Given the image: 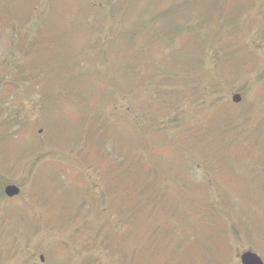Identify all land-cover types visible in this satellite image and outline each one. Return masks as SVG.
Listing matches in <instances>:
<instances>
[{"label":"rangeland","instance_id":"374dc122","mask_svg":"<svg viewBox=\"0 0 264 264\" xmlns=\"http://www.w3.org/2000/svg\"><path fill=\"white\" fill-rule=\"evenodd\" d=\"M24 1V0H23ZM31 4L37 5L39 0H28ZM97 3V0H92ZM103 1V0H102ZM101 0L99 3L102 2ZM106 1V0H104ZM134 0H117L113 9V13H117L115 10L121 5L128 3V10H124V18L130 13H134L136 8L132 4ZM147 1L142 6H139L140 15L145 16L149 22L147 28L154 30L150 27L153 24V20L157 18L159 14H171L174 11H170L172 8L167 10H157L150 7V2ZM175 1V5L180 3V0H168ZM191 0H181L180 6H187ZM0 15L4 16L10 11V8H20L22 6L21 0H0ZM193 4L198 3L200 7L202 1H192ZM44 4V1L42 2ZM155 5L162 7L166 5V0L156 1ZM35 10L41 12L38 7ZM173 6V7H174ZM261 8V4L259 6ZM250 14L257 16L256 11L252 9ZM39 15V14H38ZM214 13L210 8L209 4L206 3L204 11L202 13H194L193 17H198V19H204L209 25H213L215 20L213 17ZM250 17V16H249ZM247 15L243 19H249ZM254 17V16H253ZM141 17L138 16L137 22L142 23ZM176 20V19H175ZM241 18H237L234 15L231 18V23L240 21ZM256 19L252 23V30L250 32V39L256 40V34L258 31L262 30V24ZM34 23V21H32ZM5 24V23H1ZM87 24V21L80 18L75 25ZM126 24L130 26L131 20L126 19ZM17 25L21 26L19 22ZM49 28L53 25H48ZM159 26V28H158ZM111 21L107 23L102 20L101 24L94 27L96 32L98 44H102L103 41L100 37H105L106 33L111 30ZM156 31L158 34L157 39H153L147 35L150 45L154 49V58L157 59L159 63L171 61L175 68L173 71L172 79L161 78L155 81V88L159 89L160 96L162 99H168V104L166 101L160 102L159 108L156 110V114L161 121V125L166 127V133L168 135L176 132L181 126H185V121L182 118V113L184 117L188 112V117L192 122L196 123L201 117L208 116L204 123L207 126L204 130H211L213 133L219 128L222 130L231 129L226 132H222V137L226 140H218V143L213 140L201 139L197 142L198 149H195V156L193 158L190 156L189 161L185 162L187 169L184 170L183 166L172 167L170 169L172 157L171 151L162 138L155 141V148L152 152V162L151 166L154 170L147 171L145 177L160 175L163 177V181L171 183L176 179L175 175L181 174L182 179L176 180L177 182L185 186V191H187L191 196L200 198L202 201L205 198L203 195V187L201 183H204L210 191V200L213 201V206L209 214V221L203 223L200 226L199 222V211L203 207H207L208 204H200L201 206L196 209L189 219H186L187 212L184 211V217L181 219L176 217L174 213V202H180V196L175 194V189L167 191V194H159L155 206L145 210L144 214L140 218H131L130 227H123L121 220L124 219V214L122 212V204H115L112 206L109 203L107 197V202L104 199H98L97 206L94 202L86 201L85 205H82L81 200L78 201V195L75 191L83 192L87 190L88 187L95 188L96 194L100 192V188L104 185L103 177H106V173L102 168L106 167L108 164L107 156H114V151L111 150L110 145L114 142L125 143V151L135 148L138 143L134 141V138L130 135L131 128L128 119L122 114L125 113L128 116V109L132 110L136 107V104L132 103L130 98V92L134 89H142L141 83L138 80H134L132 73L117 72L111 67L113 64L117 63L115 58H122L126 60L131 67L138 64L135 56L133 55L134 39L131 40L127 35H124L118 44L114 45L105 44V46L100 49L104 50L108 48L111 58L106 64L105 68L111 71L105 80L99 81L96 77H93L98 85L105 88V95L102 107L105 111L111 110L113 119L116 121L113 123V130L109 133L110 138H107L106 134L99 133L97 129L90 125L86 130L85 122L80 123L75 114L67 115L60 118L59 122L54 118V114L57 107L58 97H56L58 91L63 93H68L69 88L74 86L82 85L83 89L90 85V81H87L84 77L80 76L81 73L78 71L74 76H77L72 81L63 82H53L45 88V92L50 95V97L43 101L41 110L39 111V105L36 104L34 99L25 98L24 106L19 105L21 109L26 111H32L25 121H30L33 123L28 131H25L19 142V145L12 150L15 154L19 146L23 145L25 147V154L30 153V148L28 141L30 136L34 134L35 126L37 127L36 138H41L39 141V146H42V152H37L46 157H53L55 162L61 163L62 167L74 168L77 172L81 171V176L86 180V185L84 189H80L77 185L66 186L62 189H57L56 177L50 175L48 170L51 164L54 162H45L44 171H40L37 168L36 156H31L26 160L19 162L18 170L17 167H10L12 171L10 173V181L21 186V196L16 201H8L4 197L0 199V215L3 209L17 208L18 204L23 205L24 208L28 207L26 210V222L22 224L15 225L14 220L6 219V224L1 225V220L5 216H0V253L3 258L0 264H44L40 261L39 256L44 254H49L52 257L53 262L61 259L55 264H199V257L196 251V246L191 242V235L189 230L194 231V227H200V235L198 236V242L202 245L203 250L200 253L201 258L205 259L211 256L213 259L212 264H240L239 255L240 252L251 249L254 245L258 253L264 258V237L262 235V228L264 230V215L262 210H259V218H255L253 215L256 211V205L263 209V198L262 193L253 187L252 181L249 178L247 172L252 164H248L255 158V150L247 148V144H256L258 142L264 143V78L262 79L261 72H264V52L260 51L255 47V56L261 58L259 66L257 62L253 68V71L249 74L240 76L241 79L234 83V76L230 71L221 69V74H218L221 81L227 80V84L221 87L217 92V98H214V93H198L192 95L190 92L196 91L194 83L191 81L196 79L190 76V80L186 82L188 77V71L184 63V58L180 57V53H185L183 49L182 41L186 34H177L173 37L172 43L168 45L165 42V34L169 31L174 33V30L170 28L168 21L164 16H159V21L156 23ZM32 24H27L23 28L19 29L21 34L14 32L10 29L7 31V35H11L13 39H8V45L3 39L5 37V31L0 28V116L5 109L9 107L8 117L9 121L12 122L13 111L15 105L12 102H17V93L27 94L30 93L29 89H12L9 92L5 82L7 81V76L9 72L13 71V67L8 68L9 61H13L12 54L18 53L20 56L18 59L24 56L23 44L29 42L33 37L37 39L36 34L32 31ZM75 27L69 28V38L71 34L75 32ZM135 29V27L130 30ZM30 36L24 37V32H30ZM45 38L49 36V31L44 35ZM237 36V33L230 32V39ZM110 38V37H109ZM38 40V39H37ZM109 40V39H108ZM127 43L130 45H127ZM142 45L138 41L135 45L136 51L139 49L137 46ZM198 43L195 39L190 40V50L195 52L199 50ZM38 46H42L40 40H38ZM72 60L69 63V67H74L76 61L81 60L82 64L90 65L93 62L92 46L84 48L80 53L71 52ZM140 55L147 63L148 66H152L153 61L148 58L143 51H140ZM12 57V58H11ZM15 59V58H14ZM106 59H104L105 61ZM141 60V59H140ZM103 61V63H104ZM7 63V64H5ZM209 68H212V62L207 64ZM236 67L239 69L241 65L237 63ZM145 70V77L143 78V83L149 85L151 80L150 70L148 67H143ZM213 70V68L211 69ZM55 76V74H53ZM73 77V76H72ZM141 77V76H140ZM57 78V77H56ZM61 79V78H58ZM111 79L112 81H108ZM224 79V80H223ZM132 80V82H131ZM43 87L44 85L41 84ZM91 86L94 88V83ZM8 90V91H7ZM205 90V89H204ZM147 94L152 98L154 92L149 89H144ZM211 91V90H210ZM15 93V98H11L7 93ZM112 92L122 93L127 99V102L114 101L112 98H108L107 95ZM240 93L243 96L241 102L242 106H237L231 101V95L233 93ZM88 94H93L92 92H87ZM6 98L3 101V97ZM144 100L145 96H141ZM201 99H204L201 100ZM197 102H195V101ZM11 103V104H10ZM216 104V105H214ZM213 107L214 114H199L197 111L192 109H198L200 112H207L210 107ZM35 107V108H34ZM206 108V111L203 109ZM245 108L247 111L245 112ZM178 110V111H175ZM212 110V109H211ZM12 112V114H10ZM236 117H234V114ZM245 112V113H244ZM87 113H89L87 111ZM87 116V114L85 115ZM93 116V115H92ZM120 116L119 119H117ZM187 119V117H186ZM143 125V122H139ZM245 123L246 125H243ZM191 124V123H190ZM188 124V125H190ZM239 125L238 131L246 130L247 133L244 135V142L240 143L234 141L230 138L228 134H233L236 125ZM159 126V127H160ZM2 126H0V129ZM40 128L41 133L38 132ZM200 137H203L204 131H194ZM192 132L184 133L183 136L186 137ZM4 133H0V138ZM39 135H42L39 137ZM203 138H214V134L207 132V136ZM162 143V144H160ZM237 146L241 148L238 152ZM263 146V145H262ZM99 147V153L96 154L95 151ZM182 150L186 149L180 145ZM209 151L217 152V158L214 161L205 163L204 160L207 158L216 157V153H207ZM264 152V148L262 150ZM20 152V150H17ZM194 161V162H193ZM203 163L202 166L206 169L207 173L212 177L210 178L212 188L205 182L209 180L205 171L202 170L197 163ZM6 163V162H5ZM260 170L264 171V155L260 157ZM9 165V163H6ZM176 164V163H175ZM40 165V164H39ZM130 169L127 176L130 178L134 177V172L136 169V163L134 160H130L128 163ZM195 165L197 168H195ZM144 173V170H141ZM179 179V178H178ZM32 185V187H31ZM38 186L45 187L48 191L45 196L48 198L49 193L52 195L56 192L57 200L59 198H64L65 203L77 200L72 203L76 207V213L80 208L83 212L87 213L86 220H79L78 223H64L65 221L54 220L50 223H45L46 218L41 214V210L45 208L44 205H39V199L42 195ZM109 186L112 188L111 192L114 194H120L122 197H133L138 195L139 181L137 179H120L116 180L110 177L108 186L104 185L103 193L108 192ZM58 190H63L58 192ZM245 192V194H243ZM85 194V193H81ZM202 195V196H201ZM264 195V193H263ZM41 198V203L46 204ZM214 197V200H213ZM243 198H246L247 206L245 208V203ZM96 199V198H94ZM261 203H259L260 201ZM259 201V202H258ZM78 202H80L81 207H78ZM105 202V203H104ZM244 205V206H243ZM111 208V210H110ZM13 209V210H14ZM32 209L34 211L31 216ZM53 209L58 211L60 209L59 204H54ZM110 210V211H109ZM89 211V212H88ZM158 213V215L156 213ZM245 213L242 214V213ZM240 214H242L240 216ZM114 216L113 218L110 217ZM218 215H222V221L224 225L232 227L228 229V238L233 244V249L228 250L227 245L222 240H216L212 245L211 240L216 236L226 235V227L221 225L217 221ZM262 215V217H261ZM82 216L79 215V217ZM129 218V215H126ZM119 218V222H118ZM36 220L32 223L33 220ZM163 222H172L178 227L179 230L183 231L179 234L178 239L184 241L179 247H175V239L170 238L165 245L164 235L166 226ZM254 221L255 224H252ZM34 227V223H36ZM251 225L250 235H245L240 226H244L245 223ZM160 226V227H159ZM17 227V228H13ZM174 228V226H173ZM123 229V234L118 236L119 230ZM247 229V226H246ZM241 232V238L235 240L236 232ZM253 234V235H252ZM116 235L117 237H112ZM222 242V243H221ZM69 245H73L72 251L67 253L66 251L60 252L58 247H63L67 249ZM50 250V251H49ZM213 251H217L219 255H214ZM60 253H67L66 255L60 256ZM48 255V256H49ZM47 263V262H46Z\"/></svg>","mask_w":264,"mask_h":264},{"label":"trees","instance_id":"16d2710c","mask_svg":"<svg viewBox=\"0 0 264 264\" xmlns=\"http://www.w3.org/2000/svg\"><path fill=\"white\" fill-rule=\"evenodd\" d=\"M128 3L125 2L124 4L121 3L119 6V11H122L125 6H127ZM118 10V9H117ZM28 13V16L31 14V9L26 10ZM20 10L15 9L14 11L10 9V11L7 14H4V16H0V24L1 23H6L9 27L15 29L16 28V22H19L21 26H25L26 23L28 22V18L22 19L20 18ZM176 14V13H175ZM175 18V17H174ZM174 18H169L168 20L169 26L171 29L174 30V33L172 34L171 31L168 32V34H165V39L166 44L168 45L169 43H172V39L174 36L177 34H182V33H187V32H192L194 28H183L181 25L177 23V19L175 20ZM193 20V18H192ZM147 35L151 38H153L152 35L149 34V31L144 32V36H142V45L137 46L139 48L138 50L144 51L145 53L148 54V56L154 57V49L152 46H149L151 43L150 41L152 39L147 38ZM183 37L182 45L186 43L185 36ZM154 39V38H153ZM114 43L118 40L112 39ZM132 40V39H131ZM106 44H111L110 40H107ZM127 45H129L127 43ZM136 43L131 46L133 50V55L135 56L138 64L144 65V61L141 57L140 54L136 51L135 48ZM130 46V45H129ZM24 56L28 59V62L25 61L24 64H18L17 70H18V75L13 78L12 80L8 81L5 83L7 86V89H9V92L12 91V89H30L33 92L37 93L43 100H46L50 97L49 94L45 92V88L52 84L53 82H63V81H69V80H64V75L67 73V68L63 65L64 62L62 61L58 62L57 64L53 63L51 61L52 57H55L56 54L52 51H48L47 49H40L38 47V40L34 39L33 42L31 43V47L24 50ZM108 53V49L104 50H97L96 55L98 57L106 58ZM180 57L184 58L185 53L181 52ZM191 58H194L191 59ZM142 59V60H140ZM201 60L199 56H197L195 53L189 55L186 53V59L184 61L185 65L191 69V73L195 71L197 67H199ZM168 66L170 68L173 67V63L168 62ZM60 70L58 71V69ZM58 71L59 76L61 79H58L59 77H53V74ZM86 73L87 72H81L80 76L84 77L86 79ZM164 73V72H163ZM94 74H97L96 71ZM161 76V75H159ZM164 77V76H163ZM74 79H71L72 81ZM43 84L44 87L41 85ZM83 90H88L92 92L93 97H95V101H101V97L99 95V92L101 91V86L98 88V84H94V88L91 86H88L87 88L83 89L82 85L74 86L73 88L68 89V93H63L62 91H58L56 97H58V102H57V107L56 111L54 114V118L59 122L60 118L63 116L62 112V104L68 99V96L71 93L76 94L77 96L81 97V92ZM14 96V95H13ZM15 97V96H14ZM162 101H157L158 103L163 102V100L166 101V104H168V99H160ZM178 111V110H177ZM130 123V128L131 132L130 135L134 138V141L138 143V146L135 148H131L125 151V143H118L114 142L110 145V148L112 151H114V156H107L108 159V164L106 167L102 168L104 172L106 173V181H105V186H108L110 177L120 180V179H137L139 181V188H138V195H135L133 197H122L120 194H114L111 192V187L109 186L108 192L105 194V197L109 200V203L111 205V208L113 205L117 204H122V212L124 214V219L121 220L122 223V228L125 227H130V219L131 218H140L145 210L155 206L157 197L161 193L162 187L157 186L158 178L157 176H148L145 177V174L147 171H152L154 170L153 167L149 164L147 160L144 159L142 156L141 152L143 149H147V142L146 139L149 136L150 130L153 128V126L156 125V118L154 115H151L150 112L147 113V119H146V127L145 128H139V124L136 120H133L131 117L128 119ZM90 125H93L97 131H99L98 134L104 133L106 134L107 138H110L109 133L113 130V126L109 125L105 122H101L97 118L92 117L91 120H89L86 130L89 128ZM2 132V130H0ZM192 132L190 135H188V138L193 141V142H198L200 140V136L195 133L192 129L191 126L188 125V123H185V133ZM5 136L10 137L9 135L5 134ZM207 136V131L203 132V137ZM38 148L42 150V146L38 145ZM99 147L96 149L95 153H99ZM215 152V151H210V153ZM216 155L217 152H215ZM130 160H134L136 163V169L134 172V177L130 178L127 176V173L130 169L128 163ZM12 166H16V161L14 160L12 162ZM141 170H144L145 172L142 173ZM1 188H2V183L0 182V194H1ZM44 192L43 196H45L46 192L48 191L45 187H43ZM181 189H179L180 191ZM183 195L180 197V202H174V205H180L181 203L184 202V196L186 195L185 193H182ZM187 196V195H186ZM185 196V197H186ZM52 193L50 192L48 195V198L44 197L45 202H53L57 203V201L52 199ZM110 208V210H111ZM56 213H53V217L55 216ZM126 215H129V218H127ZM110 217H113L110 215ZM123 229L119 230L118 236L123 234ZM112 237H117L116 235H113ZM219 236H216L213 240H211V243L214 244L215 241L217 240ZM60 251H67V249H63V247H58Z\"/></svg>","mask_w":264,"mask_h":264},{"label":"water","instance_id":"95a60500","mask_svg":"<svg viewBox=\"0 0 264 264\" xmlns=\"http://www.w3.org/2000/svg\"><path fill=\"white\" fill-rule=\"evenodd\" d=\"M234 100H239L238 96H234ZM5 192L8 195H13L18 192V189L15 186H7ZM242 264H262L259 258L250 252H246L241 256Z\"/></svg>","mask_w":264,"mask_h":264}]
</instances>
